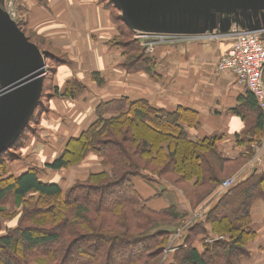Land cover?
<instances>
[{
  "label": "trees",
  "instance_id": "obj_1",
  "mask_svg": "<svg viewBox=\"0 0 264 264\" xmlns=\"http://www.w3.org/2000/svg\"><path fill=\"white\" fill-rule=\"evenodd\" d=\"M45 54L47 57L48 53ZM134 59L135 62L139 59L146 62L147 56L140 53L132 58L131 64ZM145 68L148 71L151 67ZM45 84L46 81L41 100ZM65 90L64 96H75L69 83ZM55 91L58 92V88ZM250 94L249 102L257 109L258 103ZM106 111L112 112L110 117L104 116ZM96 115L97 119L78 137L71 139L65 152L47 162L46 167L51 170L67 167L76 149L83 153L82 157L96 153L106 164H111V171L91 174L86 182L76 183L66 191L60 183L42 179L35 167L7 177V185L0 188V204L9 193L16 206L27 205L28 198L38 194L46 207L29 204L22 217V222L28 225H21L0 237V264H21L14 257L21 240L24 241L22 250L35 253L37 264H159L156 259L170 231L156 227V223L171 214L174 217L178 214L170 209L156 211L150 207L149 199L137 190L134 178L143 176V168L160 176L161 173L154 169L176 160L184 163L186 171L192 173L188 175L185 171L184 176L197 178L195 185L217 184L220 177L213 166L214 161L218 163V171L223 172L231 160L219 151L216 137L194 140L189 136L185 124L195 127L198 117L195 112L182 107L167 111L156 108L146 99L122 97L99 103ZM187 115L192 122L187 120ZM35 120L33 114L12 147L0 154V166L11 160L10 154L23 145ZM135 125L167 137L162 142L176 144L173 148L169 145L167 154L158 145L155 149L149 136L140 134ZM257 128L264 129L262 111L257 118ZM186 152L190 157L184 154ZM203 164L207 170L203 171ZM258 200L264 201V172L254 173L231 188L209 211L207 221L213 224V232L224 238L205 243L203 252L194 246V242L181 248L179 264H242V258L251 255L249 243L258 236L252 228V206ZM35 225L44 226L39 228L43 229L42 233L34 232ZM203 231L201 224L191 228L194 235Z\"/></svg>",
  "mask_w": 264,
  "mask_h": 264
},
{
  "label": "crops",
  "instance_id": "obj_2",
  "mask_svg": "<svg viewBox=\"0 0 264 264\" xmlns=\"http://www.w3.org/2000/svg\"><path fill=\"white\" fill-rule=\"evenodd\" d=\"M16 1L20 2L21 23L27 29L46 37L68 57L57 66L53 81L58 85L55 86L64 91L68 83L76 81L89 88L81 97L83 102H93L92 107L86 113L80 109L82 105L77 107L79 113H76L77 108L68 109L71 114L78 116L75 122L79 132L97 119L96 106L99 100L107 102L129 97L146 99L158 109L174 111L182 107L195 112L198 117L196 126L185 124L189 136L194 140L216 137L218 149L226 159H235L242 146L251 143L254 136H259L264 149V129L260 131L257 128V118L262 110L257 104V109L252 108L249 102L251 94L245 84L240 83L232 73L217 70L221 56L232 44V40L222 34L232 31L233 27L263 29L264 11L249 10L231 17H220L217 14L212 19L216 26L213 32L208 30L205 35H188L193 37L173 46L159 47L153 55H147L146 62L139 59L127 68L125 51L111 44L124 32V23L118 22L105 0ZM201 23L204 24V21ZM208 25L213 27L210 19ZM217 33L219 37H215ZM146 66L151 68L147 71ZM50 122L58 126L54 117ZM263 168L261 166L241 173L240 182L254 173L264 172ZM47 181L59 183L57 179ZM133 182L145 199L152 200L150 206L153 209L161 208L153 200L159 193V184L150 185L143 177H136ZM216 202L207 206L205 213ZM252 217V228L258 236L249 243L251 255L242 258V264H264L263 200L253 203ZM197 224L204 228L201 236L193 243L200 252L204 251L205 243L211 244L205 238L202 242L203 237L216 240L224 238L210 233L211 225L202 217L194 221V225Z\"/></svg>",
  "mask_w": 264,
  "mask_h": 264
},
{
  "label": "rangeland",
  "instance_id": "obj_3",
  "mask_svg": "<svg viewBox=\"0 0 264 264\" xmlns=\"http://www.w3.org/2000/svg\"><path fill=\"white\" fill-rule=\"evenodd\" d=\"M105 1L109 6H111L118 22H123L120 20L121 12L119 9H117V7L110 0ZM19 6L20 2H17L16 0H4L3 6H1L8 13H15V18H11L19 24L21 29L20 32L16 34V37H14V42L12 45L13 51L18 57L26 58L27 51L25 50V39L26 37L29 38L31 42L37 45L41 52L48 53L44 60L48 77L45 84V94L42 100L38 103L34 112L36 122L32 124V127L27 132V135L23 140V145L10 154L11 160H3L5 163L3 162L0 166V188L7 185V177L13 175L17 176L22 170L29 167H35L38 169L39 175L42 177V179H57L64 191H66L69 187L76 183L86 182L91 174H96L104 170L110 172L111 164H106L102 157L93 152L82 157L83 153L75 149L73 150L74 153L70 156V164L67 167L61 170H51L46 167L47 162L53 161L56 157L65 152L71 139L76 138L81 134V132L76 129L77 122H75V120L78 116L76 117V115L71 114V111L68 109L70 108V110H73L77 108L78 105H82L80 109L86 113L92 107L93 102L82 101L81 96L84 94L83 92L89 90V88L87 85L78 83L76 81L69 83V87L72 89V91H74L73 93L75 96H66L69 99L62 97L64 96L63 93L66 90L63 91L61 88L55 86V84H58L53 81V78L55 71L57 70V66L62 62H65L68 57L61 49L56 48L49 40H46V37L40 36L32 29H27L25 25L21 23L22 17L20 16ZM123 29L124 32L121 33V36L116 38L113 42H111V44L114 46H120L124 51L129 49L128 52H125V55H127L125 60V65H127V68H130V61L134 56H137L140 53H144L146 56L151 55L147 52L148 48L150 47H154L155 53L159 47L173 46L181 43V41L185 40L186 38L193 37L188 35L173 34H141V32L130 30L129 27L125 25V23L123 24ZM236 29L241 28L233 27L232 31L224 33L222 36L232 40L233 31ZM214 35L212 34L211 36ZM219 36L220 35H218V33L215 35V37ZM135 60L136 59H134L132 62L134 63ZM55 88H58L59 91L62 90L63 92H57L55 91ZM7 97V107H5L6 110H4L0 116V126L2 123L4 124L10 116L13 115L18 105V95L15 91H10L7 94ZM98 102L102 103L101 100ZM40 109H42V112H40ZM52 113H58V115H52ZM76 113H79L78 108ZM111 113V111H106L104 112V116L110 117ZM53 117L57 120L58 126L52 125L53 123L51 124L50 120ZM187 120L192 122L193 119L188 116ZM136 128L143 136H149L154 144L155 149H157L158 145L166 154L169 152V145L171 144L173 148L176 144L175 142H171L170 144H167V142H162L163 140L167 139V137L158 135L153 131L147 130L145 128H139L138 126H136ZM137 129H135L136 132ZM135 131H133L132 134H134ZM21 139L22 138L19 140ZM263 150L264 149L262 148L259 136H254V140H252L251 143L247 142L242 146L235 159L228 161L223 172L218 171V163L216 164L214 161L213 166H215V169L217 168L216 172L220 177V181L217 184L208 182L203 186L195 185L194 183L197 178L194 177L188 179L186 175L184 176L186 171L185 164L176 160L164 167H156L154 170L161 173L160 176L156 175L148 168L142 169V177L148 184H159V186H157L159 193H157V197L153 200L156 201L157 205H160L161 208L154 210L166 211L170 209L172 212L178 214L176 217L171 214L164 220H159L158 223H156V227L165 228L170 231L168 237L164 240V244L158 258L156 259L158 260L159 264L180 263L179 257L182 254L181 248H186L201 236L200 234L194 235L191 232V228L194 226V221L197 218L202 217L204 220H206V222L211 225L210 233L213 235L215 234V232H213V224L207 221L209 211L212 208L206 213L204 210L207 209V206H211L216 200L217 204L220 200H218V197L221 195L223 196L224 193H226L222 189V184L224 181L236 178L237 183L235 185H237L240 183L239 177L241 173H247L248 171L253 170V168H260L261 166L264 167ZM184 154L186 155L187 152ZM180 155H182V151H180ZM187 155L190 157L189 154ZM202 169L203 171L207 170L205 164H203ZM186 172L188 175L192 174H190V171L188 170ZM151 201V199L148 200L149 205L151 204ZM27 203V205L24 203L21 206H16L13 195L10 193L8 196H6L4 201L1 202L0 205L2 210L0 211V237L12 233L21 225H28V223L22 222V217L29 204H33L38 207H46V202H43L38 194H33V198H28ZM43 227L44 226L41 225H35L34 232L42 233L41 231L43 229L41 230L39 228ZM18 234L19 233H16V235ZM205 239H209V237L205 236ZM22 245H24L23 240H21L19 244L18 252L14 253V257H16V259H18L21 264H37L34 262V260H36L35 258L37 257L35 256V253L31 254L25 250H22Z\"/></svg>",
  "mask_w": 264,
  "mask_h": 264
},
{
  "label": "water",
  "instance_id": "obj_4",
  "mask_svg": "<svg viewBox=\"0 0 264 264\" xmlns=\"http://www.w3.org/2000/svg\"><path fill=\"white\" fill-rule=\"evenodd\" d=\"M110 1L121 12L120 19L133 31L150 34H204L216 27L212 19L217 14L231 17L249 10L264 11V0ZM209 19L213 27L208 25ZM261 28L247 30H264ZM20 30L18 23L0 5V116L7 107V94L15 91L18 95L16 111L0 126V154L12 147L30 122L47 79L46 54L29 38L25 39L26 58L14 53V37Z\"/></svg>",
  "mask_w": 264,
  "mask_h": 264
},
{
  "label": "built area",
  "instance_id": "obj_5",
  "mask_svg": "<svg viewBox=\"0 0 264 264\" xmlns=\"http://www.w3.org/2000/svg\"><path fill=\"white\" fill-rule=\"evenodd\" d=\"M9 14L15 18V13ZM154 50V47H150L147 52L153 55ZM217 70L232 73L240 83L245 84L264 112V30L233 31L232 44L221 56ZM236 183V178L226 180L222 184V189L227 192L235 187ZM208 241L212 243L216 239Z\"/></svg>",
  "mask_w": 264,
  "mask_h": 264
}]
</instances>
